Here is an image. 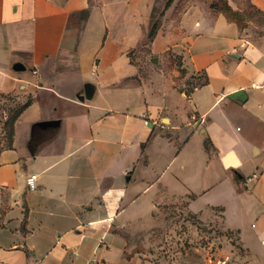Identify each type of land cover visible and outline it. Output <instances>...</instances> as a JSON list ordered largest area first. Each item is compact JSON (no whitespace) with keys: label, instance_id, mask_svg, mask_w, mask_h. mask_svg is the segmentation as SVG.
Returning <instances> with one entry per match:
<instances>
[{"label":"crops","instance_id":"crops-1","mask_svg":"<svg viewBox=\"0 0 264 264\" xmlns=\"http://www.w3.org/2000/svg\"><path fill=\"white\" fill-rule=\"evenodd\" d=\"M155 1L0 0V264H153L122 229L178 205L264 264V0Z\"/></svg>","mask_w":264,"mask_h":264},{"label":"rangeland","instance_id":"rangeland-1","mask_svg":"<svg viewBox=\"0 0 264 264\" xmlns=\"http://www.w3.org/2000/svg\"><path fill=\"white\" fill-rule=\"evenodd\" d=\"M165 1L156 0L150 16L151 23L154 21H158V25L164 23V32L171 20L175 19V15L170 14L171 10L162 12ZM180 1L184 6L189 0ZM234 2L241 8L246 6V0ZM213 3L217 7L222 4L220 0H214ZM179 7L177 11L180 10ZM13 102L12 98L0 97V128L10 110L15 107ZM134 225V229L131 227L122 229L128 248L146 255L153 264H259L258 260L247 262L248 259L240 254L241 248L233 238L230 247L226 248L224 243L217 239L222 233L211 224L197 221L184 205L163 209L153 216L147 215ZM226 250L228 254H225Z\"/></svg>","mask_w":264,"mask_h":264},{"label":"trees","instance_id":"trees-1","mask_svg":"<svg viewBox=\"0 0 264 264\" xmlns=\"http://www.w3.org/2000/svg\"><path fill=\"white\" fill-rule=\"evenodd\" d=\"M173 0H166L162 12L167 10ZM221 10L225 11V13L229 14L233 19L238 21V14L235 12H232L229 7L223 2L221 5ZM162 14V13H161ZM158 28V21H154L151 24L150 32H149V40H152V38L155 35V32ZM28 105V102L25 103L24 105H15L13 110H10L7 119L5 123L3 124V129L6 133V138L8 142H10V138L12 136V130H13V122L16 120V118L21 114V112L26 108Z\"/></svg>","mask_w":264,"mask_h":264},{"label":"water","instance_id":"water-1","mask_svg":"<svg viewBox=\"0 0 264 264\" xmlns=\"http://www.w3.org/2000/svg\"><path fill=\"white\" fill-rule=\"evenodd\" d=\"M12 69L15 72H21V71L25 70L24 66L20 63H15L13 65ZM241 94H242L241 92H237V93L230 95L229 98L240 97ZM57 124H58L57 121H47V122L43 123L44 126L57 125Z\"/></svg>","mask_w":264,"mask_h":264},{"label":"built area","instance_id":"built-area-1","mask_svg":"<svg viewBox=\"0 0 264 264\" xmlns=\"http://www.w3.org/2000/svg\"><path fill=\"white\" fill-rule=\"evenodd\" d=\"M253 177H256L255 175ZM35 180H36V175H31L27 179V187L29 190H34L35 189Z\"/></svg>","mask_w":264,"mask_h":264}]
</instances>
